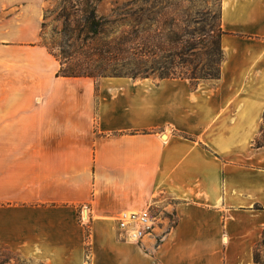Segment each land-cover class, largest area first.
<instances>
[{
	"label": "crops",
	"instance_id": "crops-1",
	"mask_svg": "<svg viewBox=\"0 0 264 264\" xmlns=\"http://www.w3.org/2000/svg\"><path fill=\"white\" fill-rule=\"evenodd\" d=\"M48 0H0V251L42 264H264V0H222L221 76H57ZM156 209L143 243L121 211ZM82 213L84 220H82ZM258 256V255H257Z\"/></svg>",
	"mask_w": 264,
	"mask_h": 264
},
{
	"label": "rangeland",
	"instance_id": "rangeland-1",
	"mask_svg": "<svg viewBox=\"0 0 264 264\" xmlns=\"http://www.w3.org/2000/svg\"><path fill=\"white\" fill-rule=\"evenodd\" d=\"M57 2L58 0H48L45 10L54 7L56 9ZM96 8L98 17H104L109 21L106 25L108 34L115 32L116 35L128 30V26H123L127 19L128 23L134 26L138 24L142 33L157 36L155 44L161 49L157 50L159 59L155 66L156 72L151 75V78L156 80L165 74L189 77L193 73L203 76L217 73L223 58L219 51L220 37L223 35L222 38L224 36L230 38L233 34L224 18L226 11H230L231 17V10H223L222 0H102ZM132 20L134 22H131ZM48 23L41 43L50 47L53 29L61 26L53 21V17ZM174 31L178 33L180 43L172 47L167 40ZM152 73L151 71L150 74ZM190 83L193 87L196 84L194 81ZM263 144L264 128L256 142V145ZM257 255L260 259H264V252ZM0 264L42 263L13 252L0 251Z\"/></svg>",
	"mask_w": 264,
	"mask_h": 264
},
{
	"label": "trees",
	"instance_id": "trees-1",
	"mask_svg": "<svg viewBox=\"0 0 264 264\" xmlns=\"http://www.w3.org/2000/svg\"><path fill=\"white\" fill-rule=\"evenodd\" d=\"M102 0H58L56 9H46L42 24V37L49 25L48 20L60 24L53 29L50 47L51 54L60 62L57 76L86 77L98 79L102 77H131L133 79L149 78L156 70L161 47L156 45L157 36L142 33L139 25L128 23L123 30L114 35L108 34L104 17H98L97 4ZM129 16H131L129 14ZM131 22H134L133 20ZM160 36V35H159ZM223 36V35H222ZM220 37V53L222 50ZM169 45L174 47L180 43L179 35L174 31L168 38ZM222 58V61H223ZM217 73L208 76L192 74L189 77H176L165 74L160 79H187L197 86L202 80H216L221 76V64ZM153 72L150 74V72ZM256 260H260L256 255Z\"/></svg>",
	"mask_w": 264,
	"mask_h": 264
},
{
	"label": "built area",
	"instance_id": "built-area-1",
	"mask_svg": "<svg viewBox=\"0 0 264 264\" xmlns=\"http://www.w3.org/2000/svg\"><path fill=\"white\" fill-rule=\"evenodd\" d=\"M116 220L122 239L141 244L164 224L165 218L156 209L149 207L142 211H121Z\"/></svg>",
	"mask_w": 264,
	"mask_h": 264
}]
</instances>
